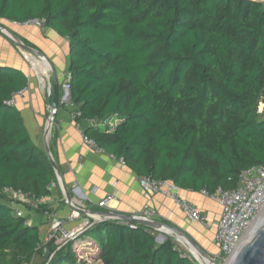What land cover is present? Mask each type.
Returning a JSON list of instances; mask_svg holds the SVG:
<instances>
[{
	"label": "trees",
	"instance_id": "16d2710c",
	"mask_svg": "<svg viewBox=\"0 0 264 264\" xmlns=\"http://www.w3.org/2000/svg\"><path fill=\"white\" fill-rule=\"evenodd\" d=\"M33 19L68 41L70 103L76 121H93L83 136L138 177L213 194L235 190L244 170L264 166L263 3L0 0V20ZM26 84L22 71L0 67V264H30L45 248L48 264H79L75 245L85 237L100 264H197L173 239L158 243L154 230L112 220L57 251L51 242L39 248V227L17 217L1 193L38 199L56 184L44 148L6 104Z\"/></svg>",
	"mask_w": 264,
	"mask_h": 264
},
{
	"label": "crops",
	"instance_id": "0c3cea01",
	"mask_svg": "<svg viewBox=\"0 0 264 264\" xmlns=\"http://www.w3.org/2000/svg\"><path fill=\"white\" fill-rule=\"evenodd\" d=\"M263 2L264 0L261 1ZM0 25L7 27L24 45L40 51L46 57L53 66L61 89L69 64L67 39L44 26L41 28L32 25L22 26L5 20H0ZM29 58L32 59L6 34L0 32V67L20 70L27 78L24 92L16 98L13 106L20 112L31 141L44 148V128L48 113L47 94L49 87L52 88L53 70L50 67L46 76L39 74L32 67ZM43 77L44 88L39 81ZM61 92L59 105L64 106L56 111L47 136V145L71 200H76L83 208L96 213L112 212L138 216L144 208H148L156 214L157 221L184 232L208 255L215 254L217 246L214 243V229L220 215V206L209 200L203 192L180 190V197L195 205L205 215L206 224L202 226L191 222L169 198L160 194L145 193L138 184L140 177L126 165L121 164L120 159L112 158L104 151L96 152L84 144L81 131L88 122L87 120L78 122L77 118H71L75 113V106L70 100L63 102L62 89ZM108 195L113 197V201L105 209L98 208L96 203ZM43 198L47 202V207L53 210L58 218L66 220L69 207L57 179L56 184L50 187V194ZM17 209L22 211L29 225L39 227V232L40 227L45 226L46 231L41 239L43 241L49 231V222L43 213H38L37 209L25 203L17 206ZM81 222L83 219L66 222L64 227L73 229ZM88 241L95 246L90 238H85L79 243L88 244ZM51 243L55 246L53 242Z\"/></svg>",
	"mask_w": 264,
	"mask_h": 264
},
{
	"label": "built area",
	"instance_id": "2783aa9c",
	"mask_svg": "<svg viewBox=\"0 0 264 264\" xmlns=\"http://www.w3.org/2000/svg\"><path fill=\"white\" fill-rule=\"evenodd\" d=\"M44 23L45 21L43 19H33L23 25H32L41 28L44 26ZM70 79L71 74L68 71L65 72L64 81L61 85L63 102H68L70 100L68 96ZM39 81L44 88V77ZM23 92L24 90L13 94L6 104L13 106L16 98L20 97ZM47 106L48 113L45 125L51 123L50 127H52L53 121L50 117L52 108L49 105ZM258 113L263 114L264 118V110ZM77 117H79V113H73L71 115L72 119H76ZM87 122L89 125L93 124L91 120H87ZM81 136L84 144L88 148L103 153V150L98 148L92 140L83 136L82 132ZM111 157L113 158V156ZM120 162L124 164L121 159ZM138 184L147 194H160L172 200L191 222L202 226L206 224L205 215H203L195 205L180 197L179 192L181 189L174 183L145 176L138 179ZM1 193L5 196L9 206L17 217H23L22 211L17 209V206L22 203L30 205L35 209L45 207L43 215L49 222V231L39 248L44 244L53 242L55 251H57L66 246L70 241L75 240L78 236L83 235L87 230L98 223L107 220L122 222L114 217L93 213L83 208L76 200H71L67 204L69 213L66 220H62L57 217L53 210L47 207V202L43 197L38 199L33 198L21 191H16L11 188H3ZM203 193L209 200L216 202L221 209L214 229V243L217 246V252L211 255V259L214 262L218 260L220 263L223 262L225 264L231 258H234L243 242L247 239L253 224L264 212V166H254L244 170L239 175L238 185L235 190L224 191L218 189L213 194ZM112 201L113 197L108 195L104 199L99 200L96 206L100 209H105ZM138 216L145 220H157L156 214L148 208H144ZM79 219H83V222H81L79 226L73 229H65L64 226L66 222H75ZM25 224H28V222L25 221ZM126 224H129V228L131 229L135 228V226L132 225L133 223ZM52 255L53 254H51L50 257H52Z\"/></svg>",
	"mask_w": 264,
	"mask_h": 264
},
{
	"label": "water",
	"instance_id": "95a60500",
	"mask_svg": "<svg viewBox=\"0 0 264 264\" xmlns=\"http://www.w3.org/2000/svg\"><path fill=\"white\" fill-rule=\"evenodd\" d=\"M0 32L6 34L9 39L26 55L31 56L32 58H35L37 60H46L50 67L53 66L50 64V62L46 59V57L38 50L31 48L29 46L24 45L22 42L19 41V39L5 26L0 25ZM51 87L48 89V94H47V104L52 108V113L50 114L51 120L53 121L56 115V111L58 110V105H59V82L56 78L55 72L53 70V76H52V95H50L51 92ZM51 96V97H50ZM69 96V95H68ZM62 99V98H61ZM70 99V96H69ZM51 123H48V125H45L44 128V151L46 155L48 156L52 168L54 170L56 179L61 187V190L64 194L65 197V202L68 204L71 201L70 193L65 186L61 174L59 171V168L56 166L55 162L51 158L49 148L47 145V136L51 130L50 127ZM96 213V212H93ZM97 214L100 215H106L110 217H114L119 219L120 221L124 223H134V224H140L144 225L147 228H150L154 230L155 232L160 234L161 241L164 239V237H169L173 239L174 241L180 243L188 252L191 254L194 258L193 251H195L197 254L200 256L206 258L207 260L211 261L213 264L215 263L211 257L205 253L188 235H186L184 232L170 227L166 224H163L157 220H145L139 216H134V215H123V214H116L112 212H106V213H99ZM193 250V251H192ZM50 251L48 249H44L43 257L45 259L49 258ZM196 259V258H195ZM197 264H201L197 259H196ZM231 264H264V222L262 225L256 229V231L253 233V235L250 237L248 241H246L237 251L235 254L234 258L232 259Z\"/></svg>",
	"mask_w": 264,
	"mask_h": 264
},
{
	"label": "rangeland",
	"instance_id": "374dc122",
	"mask_svg": "<svg viewBox=\"0 0 264 264\" xmlns=\"http://www.w3.org/2000/svg\"><path fill=\"white\" fill-rule=\"evenodd\" d=\"M255 1H258V2H261L262 0H255ZM264 3V2H263ZM264 5V4H263ZM4 22V21H3ZM23 26V25H22ZM25 26V25H24ZM50 68V67H49ZM49 68L47 69V72H48V70H49ZM35 71L37 72V73H40V71L39 70H36L35 69ZM262 110H264V102H260L259 104H258V112H262ZM260 116L261 117H263V114H261L260 113ZM45 231H46V228H45V226L43 225V226H41L40 227V237H41V239L44 237V234H45ZM86 238V237H85ZM156 240H157V242L158 243H160V241H161V237H160V234L159 233H157V236H156ZM176 242V241H175ZM176 244H177V246H179V248L180 249H182L183 250V252H185V254L189 257V258H191L193 261H195L196 262V259L191 255V254H189V252L180 244V243H178V242H176ZM80 246H82L81 244H79V245H75V248H76V254H77V256H78V260H80V263L79 264H100V262L99 261H97V259H96V256H95V248H94V245H91V242H89L88 241V246H83V248L82 247H80ZM213 255V254H212ZM210 257H212L211 255H209ZM50 257H49V259H45L44 257H43V255L42 254H37L34 258H33V260L31 261V263L30 264H48L49 263V261H50ZM215 263H217V264H224L223 262L222 263H220L218 260H215Z\"/></svg>",
	"mask_w": 264,
	"mask_h": 264
},
{
	"label": "bare ground",
	"instance_id": "6f19581e",
	"mask_svg": "<svg viewBox=\"0 0 264 264\" xmlns=\"http://www.w3.org/2000/svg\"><path fill=\"white\" fill-rule=\"evenodd\" d=\"M31 61V65L34 69L39 70L40 73L39 74H43L44 76L47 75V69L50 67L49 63L46 60H37L35 58H29ZM264 222V212L262 213V215L260 216V218L253 224L249 235L247 237V239L243 242V244L248 241L250 239V237L253 235V233L256 231V229H258L262 223ZM242 244V245H243ZM193 251V250H192ZM193 254L195 256V258L201 263V264H213L211 261L207 260L206 258L200 256L199 254H197L195 251H193ZM231 258L227 263L225 264H231L232 262Z\"/></svg>",
	"mask_w": 264,
	"mask_h": 264
}]
</instances>
